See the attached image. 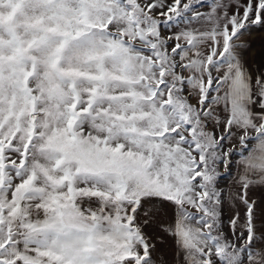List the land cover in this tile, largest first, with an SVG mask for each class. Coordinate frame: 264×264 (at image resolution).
Wrapping results in <instances>:
<instances>
[{
    "label": "snow or ice",
    "instance_id": "obj_1",
    "mask_svg": "<svg viewBox=\"0 0 264 264\" xmlns=\"http://www.w3.org/2000/svg\"><path fill=\"white\" fill-rule=\"evenodd\" d=\"M264 0H0V264H264Z\"/></svg>",
    "mask_w": 264,
    "mask_h": 264
},
{
    "label": "rangeland",
    "instance_id": "obj_2",
    "mask_svg": "<svg viewBox=\"0 0 264 264\" xmlns=\"http://www.w3.org/2000/svg\"><path fill=\"white\" fill-rule=\"evenodd\" d=\"M255 43H256V46H261L260 51H261L262 47H264V43L261 44V40L258 37L255 38L254 41H253V46H252L251 50L248 53L250 61H251L252 58L258 57V56H253L252 55L254 53L253 49H254V44Z\"/></svg>",
    "mask_w": 264,
    "mask_h": 264
},
{
    "label": "crops",
    "instance_id": "obj_3",
    "mask_svg": "<svg viewBox=\"0 0 264 264\" xmlns=\"http://www.w3.org/2000/svg\"><path fill=\"white\" fill-rule=\"evenodd\" d=\"M261 44H262V42H261ZM260 48H261V46H256V43H255L254 44V49H253L254 53L252 55L253 56H258V54L260 53Z\"/></svg>",
    "mask_w": 264,
    "mask_h": 264
}]
</instances>
